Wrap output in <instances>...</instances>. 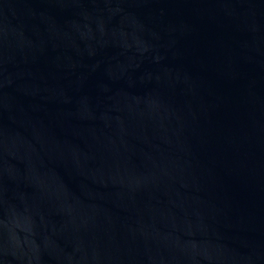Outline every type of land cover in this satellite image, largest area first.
I'll return each mask as SVG.
<instances>
[{"label": "water", "instance_id": "95a60500", "mask_svg": "<svg viewBox=\"0 0 264 264\" xmlns=\"http://www.w3.org/2000/svg\"><path fill=\"white\" fill-rule=\"evenodd\" d=\"M0 264H264V0H0Z\"/></svg>", "mask_w": 264, "mask_h": 264}]
</instances>
